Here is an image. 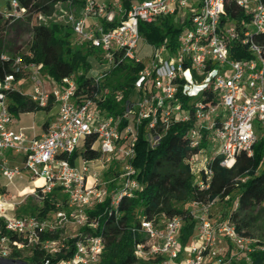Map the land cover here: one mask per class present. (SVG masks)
Returning <instances> with one entry per match:
<instances>
[{
    "label": "built area",
    "instance_id": "built-area-1",
    "mask_svg": "<svg viewBox=\"0 0 264 264\" xmlns=\"http://www.w3.org/2000/svg\"><path fill=\"white\" fill-rule=\"evenodd\" d=\"M126 1L127 8L121 0H66L67 12L54 20L74 35L73 45L94 55L95 68L88 75L97 92L91 98L75 100V78L80 72L47 82L34 62L0 55L11 66L0 78V257L42 253L40 264H100L104 242L96 233L98 216L88 212L104 206L107 215L117 219L120 200L132 198L138 189L131 162L139 130L153 148L171 124L189 122V146L198 147L204 133L210 148L217 146L208 158L220 155L219 166L231 167L239 153L252 155L257 140L253 122L264 127V45L256 40L264 35V2ZM230 3L240 12L234 18L228 12ZM2 15L11 23L22 18L25 10L9 0ZM163 17L176 19L182 27L174 45L168 40L147 44L138 23L150 24ZM140 41L148 51L146 60L136 54ZM236 50L243 56L233 58ZM122 63L141 65L133 82L134 95L124 102L120 115L97 114L96 102L109 94L102 82ZM22 75L31 82L25 95L29 101L38 109L48 104L56 109L46 130L31 138L9 129L13 117L7 108L8 95L18 91ZM50 84L52 88L45 87ZM90 134L96 136L98 156L79 157L76 167L72 154ZM8 155L19 158V165L9 163ZM195 158L189 162L190 172L197 188L206 190L212 172L206 167L207 158L194 172ZM99 170L105 171L101 180ZM36 179L42 183L16 193L19 201L8 191L13 180L33 184ZM47 197L51 211L18 213L26 208L25 200L30 201L26 209L41 208ZM228 199L224 195L222 202ZM215 204L216 199L190 204L201 214L189 211L196 220L195 230L184 248L178 241L179 216L141 218L137 231L145 238L134 245L135 259L154 260V264H251L250 254L264 247L237 234L222 218L211 219ZM232 207L236 208L235 202ZM261 208L264 212V200Z\"/></svg>",
    "mask_w": 264,
    "mask_h": 264
},
{
    "label": "trees",
    "instance_id": "trees-1",
    "mask_svg": "<svg viewBox=\"0 0 264 264\" xmlns=\"http://www.w3.org/2000/svg\"><path fill=\"white\" fill-rule=\"evenodd\" d=\"M16 1L18 6L25 10V15L47 16L52 12L56 3H63L66 0ZM121 2L123 7L127 8L128 1L121 0ZM8 5L9 1L0 11V34L4 33V28L10 24V19L2 15ZM227 8L231 18L240 13L232 3ZM138 29L142 40L147 44H157L168 40L171 45H174L182 27L178 24L175 26L172 17H163L150 24L139 22ZM256 40L264 45V35H257ZM47 43L58 47L63 46L60 40L52 36L50 29L42 24H34L31 27L29 57H24V59L41 66L43 72L54 82H59L61 78L74 72H80L75 78L77 87L74 94L75 100L91 98L93 93L97 92V87L91 83V77L88 75L91 68H95L93 53L83 46L72 45L68 47L69 49H65V52L70 55L67 66L45 64L48 58L45 53ZM241 56H243L242 51L236 50L232 54V57L236 59ZM140 68V64L122 63L107 74L102 85L109 89V94L102 101L96 102L97 114H121L124 102L134 95L133 82ZM10 71V60H0V78ZM116 92L120 94L119 97L115 95ZM181 100L184 99L181 98ZM49 107L50 104L44 110H48ZM7 108L14 116L39 110L18 91H13L8 95ZM190 125L189 122L171 124L153 148L148 146L142 130H139L131 162L139 185L138 189L132 198L120 200L116 207L117 219H114L112 214L108 216L104 211V206H98L95 211L88 212L89 216H98L96 233L102 237L104 242L100 264H154L156 262L137 260L133 255L134 245L143 242L145 238L141 232L137 231L141 218L155 221L162 217L179 216L182 225L178 241L180 248H184L194 233L195 221L187 210L194 201L208 202L216 199V204L211 209V219L222 218L234 227L237 234L255 239L257 244L264 247V230L263 235H259L261 239H256L253 235V231L260 227L259 218L264 217L261 208L264 200V158H261L264 148V127L258 128V134L261 136L252 146V155L239 153L235 156L231 167L219 166L220 155H214L211 161L207 158L206 167L212 175L208 188L200 190L195 185L189 162L195 158L201 148L205 149L207 157L213 149L205 141L204 133L198 147L189 146L187 131ZM96 141L94 134L86 136L81 143V148L77 151L78 155L85 160L95 159L98 156ZM75 154L77 153L74 152L72 157ZM199 178L202 179V174ZM224 195H229L226 203L222 202ZM49 200L50 198L47 197L41 208L32 206L28 209H21L18 213L29 212L40 215L51 211L53 206ZM234 202L236 203L235 209L232 207ZM44 257L42 253H33L25 258L16 254L10 256L12 259H20L30 264H40ZM250 260L251 264H264V250L252 252Z\"/></svg>",
    "mask_w": 264,
    "mask_h": 264
},
{
    "label": "rangeland",
    "instance_id": "rangeland-1",
    "mask_svg": "<svg viewBox=\"0 0 264 264\" xmlns=\"http://www.w3.org/2000/svg\"><path fill=\"white\" fill-rule=\"evenodd\" d=\"M9 0H0V11H2L5 7V3ZM67 4L61 3V4H55L53 6L52 12L47 16H41L40 18H37V16H34L32 14H27L23 16L20 19H16L12 23H10L7 27L4 28V33L0 34V55H5L7 57H15V56H21V57H27L28 53V47L31 42V27L38 23L43 24L48 29L52 31V36L55 39L60 40L62 43V47H58L56 45L48 44L45 47V53L48 58L45 60V64L52 63L56 64L58 66H67V64L70 61V55L65 52V49H69L73 45L74 35L70 33L69 29L66 28L62 22H56L54 21L56 18L59 17V15H62L64 12H67ZM175 26H177L176 19L173 21ZM69 47V48H68ZM77 47V46H76ZM75 47V48H76ZM136 54L140 59L146 60L147 58V48L144 45L142 41L138 43V48L136 50ZM25 60V59H24ZM38 72L42 75L43 78H47L45 72H43V68L38 65ZM75 74V72L73 73ZM18 80H21L19 83V86H17V89L19 88V91L23 93V95H26L31 90V82L25 77V75H22L19 77ZM26 93V94H24ZM55 107V106H54ZM47 114H44L43 112H35L32 114L30 113H24L19 114L17 116L18 121H16V125L21 129V131L28 135L30 133L31 126L34 125V127H37L42 118H45ZM253 131L254 133H257L256 137L257 140L261 136L258 134V128H260V125L256 122H253ZM257 143V141L255 142ZM210 144V143H209ZM255 145V144H254ZM216 144L213 146V150L216 149ZM81 148V145L79 144L78 150ZM204 148H201L199 155L195 158L194 164L192 166V169L194 172L199 170L201 166L203 165L206 158H208L206 151H204ZM217 151V150H216ZM217 155V154H214ZM213 155V156H214ZM261 158H264V148L261 153ZM79 158L76 157V162H74L75 166H79ZM264 164V163H263ZM115 168V166H113ZM117 168V166H116ZM105 171L99 170L97 172L99 180L102 179V174ZM38 182H34L33 184L28 182L27 180L22 181H16L13 180L11 185H9V191L14 195V200L19 201L20 198L16 196V193L26 192L28 191L32 185H37ZM29 199L25 200L22 205H25L27 208L29 206L30 201ZM35 205V204H33ZM36 207H39V205H35ZM23 208V207H22ZM25 208V209H26ZM187 210L193 212L194 214L200 216L201 211L195 208L194 206H190L187 208ZM196 221V220H195ZM258 225L260 227L258 229H255L253 231V235L256 239L260 238L259 235H263L264 230V217L259 218ZM195 230V227H194ZM261 239V238H260ZM263 239V238H262Z\"/></svg>",
    "mask_w": 264,
    "mask_h": 264
},
{
    "label": "crops",
    "instance_id": "crops-1",
    "mask_svg": "<svg viewBox=\"0 0 264 264\" xmlns=\"http://www.w3.org/2000/svg\"><path fill=\"white\" fill-rule=\"evenodd\" d=\"M47 76V75H46ZM48 77V76H47ZM45 81H50L51 79L48 77V79L47 78H43ZM50 79V80H49ZM20 81L21 80H18L17 81V86H19V83H20ZM54 82V81H53ZM45 87H48V88H52L53 87V85L52 84H50V85H45ZM18 92H20L19 91V88H18ZM21 94H23L22 92H20ZM24 94H26V93H24ZM27 95V94H26ZM39 111H41V112H43L44 114H47V116L45 117V118H42V120H41V122H40V124L37 126V127H34V125H32L31 126V129H30V133L28 134V135H25L22 131H21V129L16 125V121H18V119H17V116L19 115V114H17L16 116H14V115H12V122H11V124L9 125V129L11 130V131H14V132H20V133H22L26 138H31V137H33V136H39V135H41L45 130H46V127L48 126V124H50L53 120H54V118H55V116H56V109H55V107H53V106H51L50 105V107H49V109L48 110H44V109H39L38 111H35V112H39ZM35 112H31L30 114H32L33 115V113H35ZM22 114H24V113H22ZM78 147H77V149H76V153L77 154H75V156L73 157V163L74 162H76V157H80L79 155H78ZM79 160V159H78ZM8 161H9V163H12V164H16V165H19V163H20V159L19 158H17V157H13V156H11V155H8ZM111 169H113V167H109L108 168V171H110ZM36 182H38V184L37 185H40L41 183H42V181L40 180V179H36L35 180ZM34 181V182H35ZM8 191H9V187H8ZM10 192V191H9ZM24 209V208H23Z\"/></svg>",
    "mask_w": 264,
    "mask_h": 264
},
{
    "label": "water",
    "instance_id": "water-1",
    "mask_svg": "<svg viewBox=\"0 0 264 264\" xmlns=\"http://www.w3.org/2000/svg\"><path fill=\"white\" fill-rule=\"evenodd\" d=\"M0 264H30L20 259L0 257Z\"/></svg>",
    "mask_w": 264,
    "mask_h": 264
}]
</instances>
